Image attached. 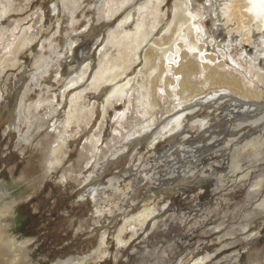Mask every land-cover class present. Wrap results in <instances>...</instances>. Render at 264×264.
<instances>
[{"label":"rangeland","instance_id":"rangeland-1","mask_svg":"<svg viewBox=\"0 0 264 264\" xmlns=\"http://www.w3.org/2000/svg\"><path fill=\"white\" fill-rule=\"evenodd\" d=\"M145 1L0 0V264H264L262 33L241 44L208 0ZM235 154L254 177L231 182Z\"/></svg>","mask_w":264,"mask_h":264},{"label":"bare ground","instance_id":"bare-ground-1","mask_svg":"<svg viewBox=\"0 0 264 264\" xmlns=\"http://www.w3.org/2000/svg\"><path fill=\"white\" fill-rule=\"evenodd\" d=\"M151 0H146L144 2V4H148L150 3ZM209 5H217L218 4V16H221L224 19V25L225 27L232 25L233 27L229 28L228 33H236L239 37H240V43H249V44H253L254 40L252 39L253 37V32L254 31H258L261 32V42L264 44V0H208ZM129 16V14H128ZM127 16V17H128ZM126 17V16H125ZM125 19V18H124ZM180 21V20H179ZM144 23L141 21L140 23H138L136 25V29L135 32L133 33H127L126 36L128 38H132V42L131 43H135L134 46L132 44V46L130 47L129 50L134 51L139 47V44L141 43V41L143 42L144 38L146 37V33L143 30L144 28ZM181 29L179 28L178 33L176 34V38H175V42L177 43V41L182 38V37H187L188 32L183 29L184 23H181ZM50 27V26H49ZM48 27V29H49ZM181 40V39H180ZM27 42V41H26ZM199 42V41H198ZM179 45V47L182 46V43L178 42L177 43ZM176 47V46H175ZM255 55L253 56V59H258V55L261 53L262 48H258L257 45H255ZM193 49H202V46H199L198 44H193L192 46ZM175 49V48H174ZM203 51V50H202ZM200 52V51H199ZM12 56V55H11ZM181 58H183L185 56V53L183 52L181 55ZM14 58V57H13ZM176 59V58H175ZM125 61V60H124ZM154 61V60H153ZM152 60H150V62H148L149 64H151L153 62ZM130 62V61H129ZM117 64V63H116ZM118 66V65H117ZM125 66V64L120 65L116 68L110 67L108 72V75H105L104 80H112L115 77H117L118 75H120L122 73V69ZM205 68L209 67L208 65H204ZM125 68V67H124ZM129 68V67H128ZM157 70V69H156ZM177 74H182V79H181V85H182V90L180 91V93H182L183 91L187 90V88L193 92L191 95H188L189 97L194 96L195 92H198V89L196 90V86L194 87L192 85V83H190V77L192 75V72L194 71V67L192 65V63H188V64H180L178 69H175ZM162 71V70H161ZM217 74V71H216ZM208 77L213 79V83L214 84H218V85H224L227 84L229 85L232 89H234V91H240V88L236 82V80H227V77L224 74H220L218 77L215 78V76L213 75L212 72L208 73ZM125 84V83H124ZM213 84V85H214ZM187 87V88H186ZM122 88V87H121ZM117 89V88H116ZM168 92V91H167ZM188 92V91H187ZM247 93L252 96L254 95L251 90H248ZM183 94V93H182ZM146 95V94H145ZM181 95V94H180ZM185 96V95H184ZM149 97V95H148ZM187 98V97H186ZM149 100V98H148ZM155 100L154 96H153V101ZM153 103V102H152ZM155 103V101H154ZM243 104V103H242ZM185 115L181 114L178 115L177 117L174 118V120L178 123L180 118L183 117ZM2 119V116H0V121ZM203 122V121H202ZM205 122V121H204ZM173 123V122H172ZM171 121L169 122V126H172ZM178 127L180 126V124H177ZM165 134V129L156 132L153 137L151 138V143H156L157 141H159L160 138H162ZM261 145V140L260 138H254L250 141H248L247 143L244 144V149L246 148H251L255 153L258 152V148ZM59 149V148H58ZM56 151V150H55ZM238 152V150L236 151ZM240 160H238V155L235 154L233 161H232V171L234 172V177L237 178L239 172H242V174L239 175V177L233 181H231L232 183L234 182H238L241 179H246L248 177H254L255 173L252 172V170H247V171H241L242 165H240L239 163ZM255 171V170H254ZM221 175V174H220ZM223 178V177H221ZM114 178L112 177V179H110V183L111 186L114 183ZM222 181V180H221ZM231 183V184H232ZM115 185V183H114ZM220 185V184H219ZM201 186V185H200ZM221 186L224 187V185L221 184ZM127 187V186H126ZM129 187V186H128ZM106 189V188H105ZM113 189V186H112ZM92 196L94 199L95 204L97 205V211L99 213L104 212L105 210L101 209V205L99 204V199L97 198V194L98 192V188H92ZM117 192V191H115ZM119 192V191H118ZM122 192V191H121ZM121 194V193H119ZM116 196V195H115ZM4 197V195L2 193H0V199H2ZM119 197H121L119 195ZM112 198V197H111ZM114 199V198H113ZM112 200V199H111ZM110 200V201H111ZM116 200H118V198H116ZM119 201V200H118ZM117 201V202H118ZM113 202V203H112ZM112 204H109L108 206H110L109 208L106 209V211L108 213H113L114 212V207H118L119 205H116V201L114 199V201H112ZM115 202V203H114ZM102 204V203H101ZM114 204V205H113ZM149 209L147 210H143V212L135 219L139 222L144 221L148 216H149ZM195 221V220H194ZM194 223V222H193ZM198 224V223H197ZM1 239V238H0ZM118 239H122L121 235ZM104 242V241H103ZM8 244V250L12 251L13 250V243L11 244L10 242H7ZM3 246V245H2ZM6 247V246H5ZM16 252V251H15ZM14 252V253H15ZM152 252V251H151ZM153 255V254H152ZM236 257H240L239 255H237ZM17 258V257H16ZM204 260V257L199 258L198 260H196L194 263L192 264H198L200 262H202ZM16 261V260H15ZM20 261V259H18V262ZM231 261V260H230ZM233 262L237 261V258H235V260H232ZM83 260L81 259L80 261L78 260L75 264H82ZM21 263V262H20ZM203 263V262H202Z\"/></svg>","mask_w":264,"mask_h":264}]
</instances>
